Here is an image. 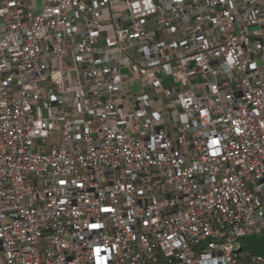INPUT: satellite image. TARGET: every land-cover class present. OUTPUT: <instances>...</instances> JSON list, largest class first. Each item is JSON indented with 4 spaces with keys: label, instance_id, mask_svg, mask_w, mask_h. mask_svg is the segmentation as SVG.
<instances>
[{
    "label": "built area",
    "instance_id": "2783aa9c",
    "mask_svg": "<svg viewBox=\"0 0 264 264\" xmlns=\"http://www.w3.org/2000/svg\"><path fill=\"white\" fill-rule=\"evenodd\" d=\"M263 232L264 0H0V264H264Z\"/></svg>",
    "mask_w": 264,
    "mask_h": 264
},
{
    "label": "rangeland",
    "instance_id": "374dc122",
    "mask_svg": "<svg viewBox=\"0 0 264 264\" xmlns=\"http://www.w3.org/2000/svg\"><path fill=\"white\" fill-rule=\"evenodd\" d=\"M55 143L54 138H50L47 140L38 141V144L42 145H48L51 146ZM38 148H36L37 150ZM238 246H242L244 251L247 252H264V232L261 234H251L245 236L243 239H241L238 243ZM243 264H250L248 262H245Z\"/></svg>",
    "mask_w": 264,
    "mask_h": 264
},
{
    "label": "snow or ice",
    "instance_id": "6c2138e0",
    "mask_svg": "<svg viewBox=\"0 0 264 264\" xmlns=\"http://www.w3.org/2000/svg\"><path fill=\"white\" fill-rule=\"evenodd\" d=\"M93 227H98L97 225H93ZM100 249H97V253L99 254ZM98 264H104V258L99 257L98 255Z\"/></svg>",
    "mask_w": 264,
    "mask_h": 264
},
{
    "label": "trees",
    "instance_id": "16d2710c",
    "mask_svg": "<svg viewBox=\"0 0 264 264\" xmlns=\"http://www.w3.org/2000/svg\"><path fill=\"white\" fill-rule=\"evenodd\" d=\"M242 239H243V238H242ZM245 262H248V261H247V260H245V259H244V260H242V264H243V263H245ZM248 263H250V262H248ZM250 264H257V263H250Z\"/></svg>",
    "mask_w": 264,
    "mask_h": 264
}]
</instances>
